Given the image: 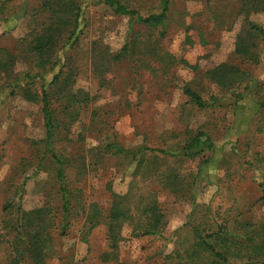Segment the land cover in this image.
Returning <instances> with one entry per match:
<instances>
[{
    "label": "rangeland",
    "instance_id": "374dc122",
    "mask_svg": "<svg viewBox=\"0 0 264 264\" xmlns=\"http://www.w3.org/2000/svg\"><path fill=\"white\" fill-rule=\"evenodd\" d=\"M83 1L82 34L68 57L77 75L73 91L76 95L83 91L88 102L75 106L73 114L64 118L72 161L68 181L86 209H77L67 236L60 235L59 229L53 231L54 256L48 264H118L101 260L108 249L104 224L91 232L88 243L82 240L86 212L98 207L106 216L113 193L128 196L135 216L121 231L120 264H164V257L180 239L190 236L193 226L206 222L211 227L213 216L217 217L214 222L229 221L238 233L243 229L236 226L248 221L264 225V202L259 201L264 187V115L255 108L252 89L245 106L235 112L231 96L236 89L220 88L206 75L222 63H233L248 69L264 85V42H258L257 65L242 63L235 54L245 22L236 1L174 0L163 30L137 22L131 25L128 18L112 14L94 0ZM160 1L126 3L150 15L160 12ZM41 2L0 0V51L20 53L21 42L39 29L35 11ZM249 20L264 28V12L252 14ZM127 44L129 56L111 64L101 78L103 57L118 54ZM28 68V59L20 56L17 69ZM185 86L206 100L223 97L218 104L223 107L199 109L183 94ZM198 133L209 135L210 150L192 160L161 158L149 167L146 163L147 170L140 172L131 160L100 161L93 151L112 134L128 148L174 150ZM43 137L39 105L20 96L0 101V233L3 205L12 196L25 210L46 204L58 207L53 170L36 174L34 166H29L30 159L36 158L34 145ZM174 173L179 182L172 178ZM154 199L167 222L162 234L135 235L134 227L143 223L135 208L143 209ZM7 246L8 242L0 243V264L9 263ZM244 261L243 256L232 260L233 264Z\"/></svg>",
    "mask_w": 264,
    "mask_h": 264
},
{
    "label": "trees",
    "instance_id": "16d2710c",
    "mask_svg": "<svg viewBox=\"0 0 264 264\" xmlns=\"http://www.w3.org/2000/svg\"><path fill=\"white\" fill-rule=\"evenodd\" d=\"M94 1L95 5L103 6L112 14L128 18L131 25L137 22L149 28L163 30L174 0H161L160 12L150 15H143L126 3V0ZM235 1L240 7L239 16L245 18L237 36L235 54L242 63L257 65L260 60L258 42H264V28L250 21L249 17L264 12V0ZM85 7L83 0H42L35 11L36 17L39 18V29L35 30L30 40L21 42L20 53L16 55L8 50L0 51V79L3 81L0 83V101L2 102L5 97L20 96L39 105L44 137L35 143L36 158L30 159L32 164L29 163V166H34L36 174L48 168L53 170L58 200V207L46 204L32 210L23 209L21 202L13 198L14 196L4 203L5 218L2 221L3 233H0L2 238L0 243L8 242V264H48L49 259L54 256L53 231L59 229L60 235L67 236L70 220L78 213L77 209L82 208L84 211L86 209L82 197L73 191L68 181V168L72 161L68 146L70 140L65 134L68 125L64 118L73 114L75 106L88 102V97L83 91H80L79 95L73 91L72 86L77 75L74 74L72 58L68 57L69 51L80 40L82 34L80 26L84 20ZM99 53V56H102L100 51ZM129 53L127 44L116 55L106 54L100 67V77L103 78V75L110 71L111 64L126 59ZM20 56L28 59V69L21 71L17 69ZM57 66H60V69L56 72ZM206 75L220 88L236 89L231 96L235 112L237 108L245 106L244 102L248 99L246 94H252L253 91L255 108L259 114L264 115L262 89L264 85H260V81L256 80L248 69L238 64L222 63L207 71ZM183 94L201 110L223 107L218 105L224 101L223 97L215 96L206 100L190 86L183 87ZM111 136L107 137L101 146L93 149L95 158L100 161L104 158L131 160L136 164L137 172L143 168L147 170L146 163L149 167L156 164L158 159L170 156L192 160L212 147L211 139L206 133L190 137L186 144L174 150L147 146L128 148L117 141L115 134ZM149 158L154 160L151 162ZM82 164L84 166L86 164L85 157L82 158ZM172 178L175 182L180 181L177 173H174ZM261 186L263 196L259 201L264 202V187ZM112 196L111 208L106 216L98 207L86 212L84 220L86 230L83 232L82 240L88 243L91 232L104 224L107 229L108 249L101 260L120 264L121 231L125 223L134 222L135 216L127 195L119 196L113 193ZM135 209L137 214L141 213L139 218L143 222L134 227L135 235L162 234V228L167 222L157 200L145 203L143 209L142 207ZM207 217L212 220L209 215ZM213 217L215 221L217 217ZM214 221L210 223H214L211 227L206 222L193 226L190 236L180 239L173 252L164 257V264H233L235 256H243L244 264H264L263 224L248 221L244 225L236 226L243 229L238 233L235 227L228 224L229 221L223 223Z\"/></svg>",
    "mask_w": 264,
    "mask_h": 264
}]
</instances>
